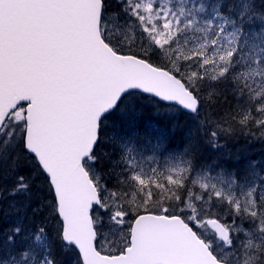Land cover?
<instances>
[{"label":"snow or ice","instance_id":"1","mask_svg":"<svg viewBox=\"0 0 264 264\" xmlns=\"http://www.w3.org/2000/svg\"><path fill=\"white\" fill-rule=\"evenodd\" d=\"M237 127L264 0H0V264H264V161L204 155Z\"/></svg>","mask_w":264,"mask_h":264},{"label":"trees","instance_id":"2","mask_svg":"<svg viewBox=\"0 0 264 264\" xmlns=\"http://www.w3.org/2000/svg\"><path fill=\"white\" fill-rule=\"evenodd\" d=\"M145 103L147 102L145 101ZM213 104L215 105V107L205 110L206 113L213 119L215 118V116L213 115L214 113L223 114L224 110L228 109L230 105L231 107H235L234 101L225 100L223 96H221L218 104L215 101L213 102ZM152 114L153 113L151 112H144L145 118L151 116ZM204 118L205 113H202L200 116V120L192 122V118L186 115L181 116L177 114V119L174 120L173 123L176 124L179 128L187 125L188 127L192 128L193 131H195L194 129H196L200 121H202ZM200 135L201 137H204V132L201 131ZM241 138H243V140ZM206 142L207 141L205 137V143ZM247 143L249 145H247ZM219 144L221 145L220 151H208L205 152L204 155L206 157H212L213 160H225L232 163H235L234 159L238 158V156L242 157V159L255 158L257 162L264 161V140L263 136H261L259 132H256L255 134H250L248 130H244L243 132H241L237 127L235 131L230 135L221 133Z\"/></svg>","mask_w":264,"mask_h":264},{"label":"rangeland","instance_id":"3","mask_svg":"<svg viewBox=\"0 0 264 264\" xmlns=\"http://www.w3.org/2000/svg\"><path fill=\"white\" fill-rule=\"evenodd\" d=\"M195 130V129H194ZM242 140H243V138H241ZM247 145H249L248 143H247ZM242 159V157H239V158H237V160L236 161H238V160H241Z\"/></svg>","mask_w":264,"mask_h":264},{"label":"bare ground","instance_id":"4","mask_svg":"<svg viewBox=\"0 0 264 264\" xmlns=\"http://www.w3.org/2000/svg\"><path fill=\"white\" fill-rule=\"evenodd\" d=\"M229 144V143H228ZM236 147V146H235ZM239 150V149H238ZM233 151V150H232ZM238 152V151H237ZM239 154V153H238ZM212 158V157H211ZM238 158H239V156H238ZM224 159V158H223ZM236 160H237V158H235L234 159V162H236Z\"/></svg>","mask_w":264,"mask_h":264}]
</instances>
